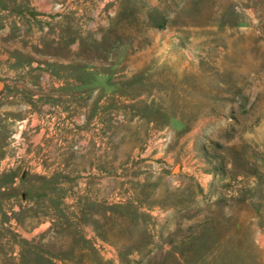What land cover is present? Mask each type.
I'll return each instance as SVG.
<instances>
[{"label": "rangeland", "instance_id": "rangeland-1", "mask_svg": "<svg viewBox=\"0 0 264 264\" xmlns=\"http://www.w3.org/2000/svg\"><path fill=\"white\" fill-rule=\"evenodd\" d=\"M0 264H264V0H0Z\"/></svg>", "mask_w": 264, "mask_h": 264}, {"label": "water", "instance_id": "water-1", "mask_svg": "<svg viewBox=\"0 0 264 264\" xmlns=\"http://www.w3.org/2000/svg\"><path fill=\"white\" fill-rule=\"evenodd\" d=\"M1 88H2V84H0V90H1Z\"/></svg>", "mask_w": 264, "mask_h": 264}]
</instances>
